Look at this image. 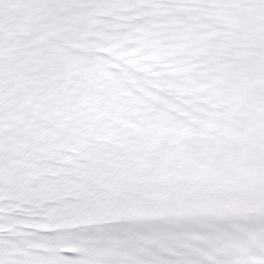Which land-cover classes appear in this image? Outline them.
Masks as SVG:
<instances>
[{"label": "snow or ice", "instance_id": "6c2138e0", "mask_svg": "<svg viewBox=\"0 0 264 264\" xmlns=\"http://www.w3.org/2000/svg\"><path fill=\"white\" fill-rule=\"evenodd\" d=\"M0 264H264V0H0Z\"/></svg>", "mask_w": 264, "mask_h": 264}]
</instances>
